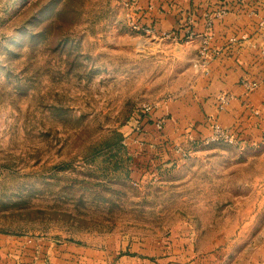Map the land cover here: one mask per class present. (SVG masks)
<instances>
[{
  "label": "rangeland",
  "instance_id": "obj_1",
  "mask_svg": "<svg viewBox=\"0 0 264 264\" xmlns=\"http://www.w3.org/2000/svg\"><path fill=\"white\" fill-rule=\"evenodd\" d=\"M132 2L0 0V232L147 255L192 244L199 260L178 264H216L202 255L220 238L234 264L237 242L264 238V141L204 138L131 173L127 131L195 74Z\"/></svg>",
  "mask_w": 264,
  "mask_h": 264
},
{
  "label": "crops",
  "instance_id": "obj_2",
  "mask_svg": "<svg viewBox=\"0 0 264 264\" xmlns=\"http://www.w3.org/2000/svg\"><path fill=\"white\" fill-rule=\"evenodd\" d=\"M220 8L226 10L216 14ZM129 13L151 36L182 44L195 72L184 94L160 103L137 122L139 128L127 131L131 173L173 164L184 156L177 146L184 151L210 136L214 122L242 141H264V0H133ZM208 35L210 52L195 65ZM158 118L163 119L161 130L155 125ZM237 243L232 263L264 264V238ZM224 245L220 238L210 242L203 260L225 264ZM190 246L178 248L173 241L150 248L147 255L137 245L120 252L112 245L0 232V264H178L182 255L194 263L199 255Z\"/></svg>",
  "mask_w": 264,
  "mask_h": 264
},
{
  "label": "built area",
  "instance_id": "obj_3",
  "mask_svg": "<svg viewBox=\"0 0 264 264\" xmlns=\"http://www.w3.org/2000/svg\"><path fill=\"white\" fill-rule=\"evenodd\" d=\"M226 9L225 8H220L217 10L216 14H220V13H223ZM137 26V25H136ZM210 36L208 35L204 41H203V44L200 46V49H199V53H200V57H201V60L200 62L196 61L195 62V65H197V63H204L205 62V59L206 57L208 56V53L210 52V48H209V45H208V38ZM255 83L253 82V85ZM150 107H148L149 109ZM152 113V112H150ZM149 113V114H150ZM148 113L146 114L149 115ZM155 125L157 127L158 130H161L163 128V119L161 118H158L156 119L155 121ZM136 127L139 128V123L136 124ZM233 133L225 128L224 126L220 125L219 123L217 122H214L212 124V132L210 134V136L206 137L208 140H216V139H219V138H224V139H227L229 141H231L233 139ZM177 150L181 151L182 154L185 155V150L183 151L179 146H177Z\"/></svg>",
  "mask_w": 264,
  "mask_h": 264
}]
</instances>
